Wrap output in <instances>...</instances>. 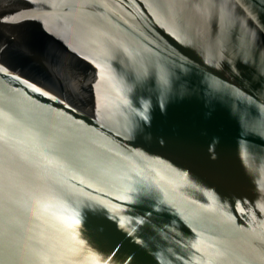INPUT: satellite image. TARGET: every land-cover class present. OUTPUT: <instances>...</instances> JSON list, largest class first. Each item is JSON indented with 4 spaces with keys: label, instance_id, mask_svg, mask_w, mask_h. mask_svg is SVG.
Masks as SVG:
<instances>
[{
    "label": "water",
    "instance_id": "1",
    "mask_svg": "<svg viewBox=\"0 0 264 264\" xmlns=\"http://www.w3.org/2000/svg\"><path fill=\"white\" fill-rule=\"evenodd\" d=\"M234 2L0 0V264H113L133 248L144 250L139 264H264V131H242L199 99H164L165 109L156 81L126 75L182 63V50L256 97L241 98L239 116L259 114L264 95L249 81L264 63L260 19L241 20L222 45L208 39ZM51 53L79 70L85 89L70 114L44 91L52 86L39 57ZM137 121L148 128L139 139L126 134ZM142 191L155 196L143 215ZM144 215L152 223L139 231Z\"/></svg>",
    "mask_w": 264,
    "mask_h": 264
},
{
    "label": "snow or ice",
    "instance_id": "2",
    "mask_svg": "<svg viewBox=\"0 0 264 264\" xmlns=\"http://www.w3.org/2000/svg\"><path fill=\"white\" fill-rule=\"evenodd\" d=\"M213 17H215V7L216 4L213 3L209 6ZM264 0H235L234 3H229L227 5L221 6L220 12V22L221 30L220 34H217L216 25H212L211 36L208 37L210 41H213L219 45H222L224 40L229 34L235 37V27L239 26L241 20H247L248 17L255 19H260L261 28L264 30ZM251 29V24L248 25ZM256 33L253 31V36ZM245 49V56L251 55L253 58V65L256 64V57L258 55L255 49L254 42H249L245 40L243 45ZM8 51L4 48L0 51V56H3ZM24 51L27 55H34L30 48L24 47ZM181 55L184 56V61L178 63L173 60L170 64L164 66L163 68L156 69L155 64L152 65L151 71H139L133 72L131 69L126 73L128 79L133 85H145V80L147 78V84L145 86H151L153 81H156L157 88L160 91L162 98L161 106L167 109V104L163 103L164 99H173L176 96H182L192 99H199L202 104L206 103L207 109L209 111L215 109H223L228 111L234 121L241 126L242 131H249L251 126H259V128L264 131V100L260 102V113L257 114L248 108L245 111V116L248 117L244 119L239 116V104L241 98L245 96L248 99L250 105H255L257 103L256 97L248 92L242 85H234L233 81L226 80L218 72H214L211 67H205L203 63L195 60L193 56L184 53L181 50ZM39 62L43 65L44 70L49 77L48 83L52 86L51 88L44 86L45 94H52L56 99L63 101L64 107L68 110V114L71 110L76 108V101L85 89L82 86V80L80 79L79 70L68 60H65L63 56L58 53L51 54H41L39 57ZM2 63V61H0ZM211 63V62H210ZM7 67V65H4ZM222 69L225 67L223 64L219 65ZM260 73H264V63L259 65ZM183 69V71H181ZM260 73L256 74V79L258 83L253 84L249 81V86L256 88L257 91L264 95V75ZM157 75L159 79L157 80ZM145 120H150V117L145 115ZM150 127V124H149ZM148 131L146 126L137 121L127 130V135L130 137H135L139 139L145 132ZM264 146V141H257ZM160 143L167 146L168 140L166 137L160 139ZM61 146L68 152H73L74 144L71 139L62 138ZM76 159L84 160L85 163L91 164V161L86 160L79 154L76 155ZM155 202V196L152 192H141V194L136 198V205L149 207L143 208V215L146 212H150V205ZM144 225L139 231H146L148 224L152 223L150 215H144L143 219L139 222ZM158 227V225H157ZM13 232V225L9 220L6 223L4 234L6 237V245L11 247V236ZM149 248L152 251L155 249ZM144 250L139 248H133L132 252L128 253L125 257H120L118 254L113 256V264H139L138 256L144 255ZM155 264V261H152Z\"/></svg>",
    "mask_w": 264,
    "mask_h": 264
}]
</instances>
